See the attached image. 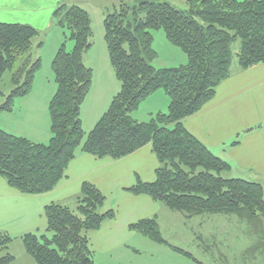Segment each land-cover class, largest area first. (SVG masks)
Listing matches in <instances>:
<instances>
[{
  "label": "trees",
  "instance_id": "1",
  "mask_svg": "<svg viewBox=\"0 0 264 264\" xmlns=\"http://www.w3.org/2000/svg\"><path fill=\"white\" fill-rule=\"evenodd\" d=\"M105 10L103 36L119 90L94 126L84 132L80 109L90 90L92 70L83 53L91 45V19L77 3L58 4L52 16L68 32L73 47L67 50L62 42L51 61L55 89L48 102L50 136L45 142L33 141L0 127V177L20 193H45L64 177L68 163L78 153L119 159L150 144L158 162L154 180L138 179L125 189L146 194L185 218L204 213L236 215L257 235L242 257L250 258V264L264 263L263 183L224 176L230 163L182 123L230 75L232 43L237 38L239 69L264 63V0H184L182 8L167 1L142 0ZM151 29H162L166 39L186 54L187 62L155 67ZM37 34L28 23L0 22V78L10 71L12 85L8 92L0 90V113L11 112L17 99L31 91L40 68V57L32 52ZM159 89L168 96L167 111L136 120L131 113ZM74 201L73 207L46 204L45 229L21 234L24 249L36 264H99L92 258L88 234L114 218L115 212L101 210L105 196L89 181L81 183ZM128 228L168 244L156 216L140 218ZM13 238L0 230V264L14 261L9 252Z\"/></svg>",
  "mask_w": 264,
  "mask_h": 264
},
{
  "label": "crops",
  "instance_id": "2",
  "mask_svg": "<svg viewBox=\"0 0 264 264\" xmlns=\"http://www.w3.org/2000/svg\"><path fill=\"white\" fill-rule=\"evenodd\" d=\"M57 0L45 8H38V0H0V22L28 23L35 28L50 19L54 8L62 3ZM37 25V26H36ZM90 67V66H89ZM91 68V67H90ZM44 93L49 100L54 92ZM158 91V90H157ZM32 92L24 97H34ZM20 98L9 113L1 117L18 118L15 111L23 107ZM7 115V116H5ZM8 120V118H7ZM137 120V119H136ZM183 125L210 150L227 160L230 169L226 177H240L264 182V63L247 69L231 66L230 75L222 80L214 96L196 113L182 119ZM45 125V123H44ZM0 127L10 133L11 130ZM37 137L24 134L33 141L45 142L50 134L42 126ZM15 134V133H13ZM18 135V134H16ZM237 139L238 142L232 144ZM158 162L146 144L133 153L119 159L97 158L78 153L67 165L64 177L50 191L40 194H23L7 185L0 177V230L11 234L45 229L43 208L50 202L75 206L74 197L81 183L95 184L105 196L102 211L112 209L115 216L100 228L89 232L92 258L99 264H121L123 258L137 255L135 244L145 243L148 238L130 230L128 225L140 218L156 216L164 206L146 194H132L125 188L142 181H153ZM198 238H200L198 236ZM243 253V251L241 252ZM139 264H144L139 261Z\"/></svg>",
  "mask_w": 264,
  "mask_h": 264
},
{
  "label": "rangeland",
  "instance_id": "3",
  "mask_svg": "<svg viewBox=\"0 0 264 264\" xmlns=\"http://www.w3.org/2000/svg\"><path fill=\"white\" fill-rule=\"evenodd\" d=\"M55 1L57 0H38V8H45ZM140 1L142 0H63L66 4L77 3L85 8L91 19V45L83 53L85 64L90 66L92 70L90 90L85 96L80 109L84 132H88L94 126L95 122L107 109L112 96L119 90V82L109 62L103 36L105 9H110L112 5L123 2L131 6ZM152 1H167L178 8H182L184 5V0ZM38 16L41 19H38L36 23L38 34L32 41V52L35 57H40V68L35 73L32 88L29 92L30 94L34 92V97H23L21 99L24 100L23 107L15 111L18 118L9 116L0 119V125L11 130L12 133L18 135L28 134L32 137H37L33 132L38 135L39 127L41 132L42 126H45L47 131L49 129V100H46L44 93L48 90L53 91V87L55 88L51 69L54 53L62 42H64L67 50L73 47V41L67 37L68 32L56 24L52 15H50V19L45 21V26H41L44 13L41 11ZM150 32L153 36L152 47L156 51V57L152 61L155 67L178 66L187 62L186 54L166 39L162 29H151ZM40 42L41 45L36 49V45ZM239 44V38L232 43V68L236 65V52ZM9 76L10 71H6L0 78V90L4 92H8L12 87ZM168 102V96L162 89H159L143 99L131 115L138 121L148 120L157 112H166ZM223 175L228 176L226 173H223ZM160 204L164 208L159 212L157 221L161 235L167 240L168 244L159 243L148 238L145 243L135 244L138 247L137 255L123 258L121 264H139V261L144 264L251 263L250 258H243L241 252L252 245L257 235L245 220L234 214L218 213H204L192 218H185L182 213L169 209L163 203ZM23 232L20 231L14 235L8 232L14 236L9 246V252L14 255V261L10 264H36L24 249L20 237ZM169 244L171 245L169 246ZM171 246L183 249L190 256L174 250ZM262 259L264 261V257Z\"/></svg>",
  "mask_w": 264,
  "mask_h": 264
}]
</instances>
